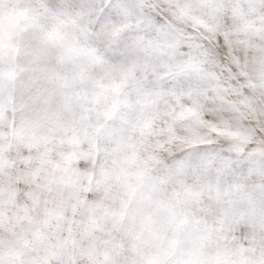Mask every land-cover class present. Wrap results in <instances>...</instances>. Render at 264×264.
Wrapping results in <instances>:
<instances>
[{"label":"clouds","instance_id":"9594fccd","mask_svg":"<svg viewBox=\"0 0 264 264\" xmlns=\"http://www.w3.org/2000/svg\"><path fill=\"white\" fill-rule=\"evenodd\" d=\"M47 2L0 0V264H264V80L247 37L229 51L221 35L240 12L203 0L189 19L161 0L207 89L194 116L187 96L157 105L101 73ZM244 19L258 42L264 20ZM239 144L251 163L234 173L173 166Z\"/></svg>","mask_w":264,"mask_h":264},{"label":"snow or ice","instance_id":"6c2138e0","mask_svg":"<svg viewBox=\"0 0 264 264\" xmlns=\"http://www.w3.org/2000/svg\"><path fill=\"white\" fill-rule=\"evenodd\" d=\"M169 2L173 15L189 19L195 18L196 9L205 7L203 0ZM160 3L161 0H48L45 7L54 15L71 17L80 26L92 45L88 52L91 62L101 73L119 72L138 78L142 82V98H149L157 105L166 95L178 100L187 96L193 100L187 110L194 116L200 115L204 105L198 98L207 89L198 82L196 70L177 59L185 53L161 23ZM228 9L239 11L242 19L232 29L221 26L223 45L231 51L234 37H247L237 42L246 49L257 48L253 62L258 79L264 80V34L258 42L251 39L253 33L244 19L255 14L264 20V0H216L212 11ZM234 62L239 63V58L234 57ZM221 121L226 126L222 117ZM250 147L239 144L228 149L189 153L186 158L175 160L173 166L234 173L251 163L247 158Z\"/></svg>","mask_w":264,"mask_h":264}]
</instances>
